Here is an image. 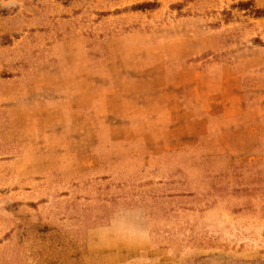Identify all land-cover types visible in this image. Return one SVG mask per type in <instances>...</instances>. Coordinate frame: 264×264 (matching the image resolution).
Wrapping results in <instances>:
<instances>
[{
  "label": "rangeland",
  "instance_id": "374dc122",
  "mask_svg": "<svg viewBox=\"0 0 264 264\" xmlns=\"http://www.w3.org/2000/svg\"><path fill=\"white\" fill-rule=\"evenodd\" d=\"M0 264H264V0H0Z\"/></svg>",
  "mask_w": 264,
  "mask_h": 264
},
{
  "label": "trees",
  "instance_id": "16d2710c",
  "mask_svg": "<svg viewBox=\"0 0 264 264\" xmlns=\"http://www.w3.org/2000/svg\"><path fill=\"white\" fill-rule=\"evenodd\" d=\"M149 4H145L144 6H141V7H148Z\"/></svg>",
  "mask_w": 264,
  "mask_h": 264
}]
</instances>
